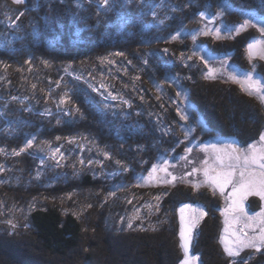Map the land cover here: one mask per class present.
Instances as JSON below:
<instances>
[{"label":"trees","instance_id":"1","mask_svg":"<svg viewBox=\"0 0 264 264\" xmlns=\"http://www.w3.org/2000/svg\"><path fill=\"white\" fill-rule=\"evenodd\" d=\"M109 4L111 11L102 0H0V264H183L178 207L216 209L219 197L196 186L201 179L194 171L187 170L185 184L162 188L159 182L161 161L182 158L187 147L177 91L166 78L180 80L213 131L238 130L250 140L263 129V107L234 85L207 79L199 68L189 71L185 58L193 45L172 37L208 9L227 6L236 17L264 18V0ZM163 6L174 13L168 28L157 31L145 7ZM252 38L204 46L241 67L250 61ZM100 85L130 108L108 107L95 91ZM29 140L31 147L21 151ZM57 148L67 157L64 167L41 166ZM134 208L146 216L129 230L121 220ZM220 229L212 209L196 229L199 264H228Z\"/></svg>","mask_w":264,"mask_h":264},{"label":"rangeland","instance_id":"2","mask_svg":"<svg viewBox=\"0 0 264 264\" xmlns=\"http://www.w3.org/2000/svg\"><path fill=\"white\" fill-rule=\"evenodd\" d=\"M142 2V1H141ZM145 10L148 11L146 14V18L150 17L152 23L151 27L157 29V31H162L161 29H166V24L168 21L171 20V16L174 13V10H170L166 7H158V8H147L145 7ZM153 13H155L153 15ZM236 17V13L230 7H222L221 9L219 8L216 12L207 10L203 15L200 17L194 19L195 23L194 25H190L188 27L183 28V31L178 32L179 36L178 38L173 39L174 42H179V43H184L186 41H189L192 43V52L189 53L191 55H187L185 58V66L188 65L189 71H195L196 69H201L203 72L204 77L208 76L209 69L212 70V75L209 76L210 80H215V81H220L224 83L225 85H234L242 90L241 84H234L232 83V56H212L210 52H207V48L204 46L205 42L211 41V40H220L219 38H222L224 40H236L237 38H244V36L248 37H260V32L253 27V22L257 18L255 14L250 13V14H245L241 15L240 17ZM235 17V18H234ZM248 20L249 24L247 25V29L244 30L243 28L240 27L244 23V20ZM163 21V23H161ZM239 23L236 25H230L232 23ZM11 26V24H7V27ZM214 29H219V35L216 34ZM192 36H195L196 39L193 40ZM247 38V37H246ZM253 39V38H252ZM195 53V54H194ZM248 53V50H247ZM203 58V59H202ZM204 60L208 61L207 67L204 64ZM257 60H252L250 59L248 65L245 66V69H253L254 72L258 71L259 74H262L264 76V63L259 62ZM200 64H202V68H200ZM199 65V66H198ZM184 66V65H183ZM260 68V69H259ZM207 78V79H208ZM182 79V78H181ZM185 79H187L185 77ZM165 82L169 84V86L173 89H176V91H181L184 93V96L182 97H177V100L175 101L176 103V108L177 105L180 106V108L185 111L188 114V119L191 117V120L195 117V119H200V116H198L194 106L190 103L189 101V94L181 87L180 85V80L178 78H166ZM173 89V90H174ZM95 91L102 97V99L105 101L108 107L112 109H122L121 106L126 105L124 103V100H122L119 95H116L112 92L110 87L100 85L98 88H95ZM243 91V90H242ZM111 93V96L108 94ZM245 94V93H244ZM246 95V94H245ZM112 96H115L116 99H112ZM247 97L253 99L263 107L264 111V102L259 98L258 95L256 94H249L247 93ZM107 97V99H105ZM121 107V108H119ZM130 106L127 104L126 109H129ZM2 111H0V124L1 121L3 122L2 117ZM193 116V117H192ZM187 120H181L182 124H180L181 128H184V126L189 125V121ZM190 120V121H191ZM1 127V126H0ZM261 127L264 128V122L261 124ZM8 129V128H4ZM263 130V129H262ZM5 131V130H4ZM0 132L1 129H0ZM184 132V131H183ZM228 132V131H226ZM185 136V133H183ZM229 134V133H228ZM214 135V134H213ZM231 136V134H229ZM180 136V135H179ZM177 135V138L180 139ZM186 138V137H184ZM186 145V142L184 143ZM182 144V145H183ZM210 144V143H209ZM208 144V145H209ZM211 145V144H210ZM178 147V146H177ZM180 150L183 148H179ZM200 150L201 148H197ZM174 151V150H173ZM210 152V153H208ZM208 152L203 153L205 158L207 159V164H205L202 159L204 158H197L196 156H199V152H195L194 157H189L188 158V152L185 150L183 152V157L182 158H172V159H166L161 161V164L158 167V175H159V182L162 185V188H171V186H177L180 184H185L187 179L190 177L187 174L188 171H192L196 167L199 169V171H203L204 168H209L212 164H215V155L216 152L213 150L211 147H208ZM63 156V159H60V157ZM175 157V155H174ZM196 157L198 161L201 162L194 164L193 159ZM67 160V157H65V154L63 151L59 150V152H49L47 153L46 159H40L41 166H44V164L47 162L48 165L55 164L57 165L56 168L58 167H64V161ZM59 161V162H57ZM209 165V166H208ZM167 166V171L168 173H171V176L166 175L165 172L161 171V168ZM4 172V171H3ZM116 176V175H115ZM172 176L177 177L175 181H172ZM117 177V176H116ZM152 178L149 174H147L143 179H141L142 183L145 182L146 180ZM111 179H114V176L111 175ZM1 182H4L2 179ZM189 185V183H187ZM210 192H217L221 194L219 188H216L215 190L213 189L212 186H208ZM224 194V193H223ZM150 206V209L151 210ZM183 209V211H181ZM146 213L145 210L142 209H136L134 208L129 214H126L122 217L121 223L123 227H127V229H132L138 224L139 220L145 219ZM175 217L177 218L178 226H179V240L181 243V247L183 244V241L181 240V229L183 228L185 231V235L190 239V244H189V249H188V256L189 257H197L193 253V243L195 240V232L196 229L198 228L199 224L202 223V221L206 218V215L204 211L194 205H182L179 206L177 209V212L175 214ZM183 219V223H182ZM129 223H131V227H129ZM226 222L224 219V226H226ZM190 228V232H189ZM225 246V245H223ZM183 254H184V260L186 259L185 255V250L182 247ZM193 264H199V259H196L193 261Z\"/></svg>","mask_w":264,"mask_h":264},{"label":"snow or ice","instance_id":"3","mask_svg":"<svg viewBox=\"0 0 264 264\" xmlns=\"http://www.w3.org/2000/svg\"><path fill=\"white\" fill-rule=\"evenodd\" d=\"M24 0H14V3L21 4ZM102 4L104 5V11H111L113 5L109 4V0H102ZM155 13H153L154 15ZM20 15H23L21 12ZM203 15V13H201ZM163 23V21H161ZM249 24V21L246 19L244 20V23L240 25L241 28H245ZM213 31L216 32L217 35H219V29H214ZM259 31L262 35H264V26H261ZM179 33L175 37H172V39L178 38ZM192 39L195 40L196 37L192 36ZM257 44L261 43V41H257ZM254 45L249 44L248 45V53H249V59L252 58V49ZM164 51H167L165 49ZM195 54V53H194ZM261 57L264 58V48L261 49ZM115 55H122V53H115ZM203 59V58H202ZM204 64L207 67L208 61L204 60ZM212 75V70L209 69L208 76H205V78H208ZM233 80H236V77H232ZM236 82H241L239 80H236ZM159 88V85H157ZM242 87H245L248 90V93L256 94L259 96V98L264 102V83H262L259 80H254L251 74H248L244 77V81L242 83ZM111 96V93L108 94ZM176 96L182 97L184 96V93L181 91H177ZM107 99V97H105ZM112 99H116L115 96H112ZM61 103L67 102L64 99H61ZM175 102V101H174ZM124 103H128V101H124ZM130 106V105H129ZM78 111V109H77ZM177 115L180 117L181 120H187L188 114L183 111L179 105H177L176 109ZM182 131L185 132V135L189 132H194L195 129L192 126H189L187 128H182ZM71 142V140H69ZM260 142L264 144V133L260 135ZM32 141L29 140L25 144V148H22L21 151H24L26 148L31 147ZM206 149L208 147H211L215 152V165L211 168H206L204 170V176L206 178V181L209 183L210 186L213 187L215 190L216 188H219L221 194L225 192L226 189H230V196L229 199H233L234 203L239 201L240 203L238 206L240 207V210L242 211V201L243 199L250 194L259 195L261 200H264V147H261L259 150H257V146L255 144L251 145L250 149L245 152H241L240 149L234 148L231 145H227L226 148L229 149L225 151L224 149L218 148L216 144L211 145H205ZM193 150L192 146L186 147V151L188 153H191ZM3 149H0V152H3ZM55 152H59V148L54 150ZM16 155H19V152L15 153ZM107 155V154H105ZM110 158V157H109ZM60 159H63V156L60 157ZM59 162V161H57ZM83 163V161H81ZM117 164L120 163V161L116 162ZM208 162L205 161V164ZM157 167L154 166L152 168V172H156ZM161 171L165 172L166 175L171 176V173H168L167 166L161 168ZM193 171H198L197 169H194ZM189 175H192V173H188ZM39 175V173H37ZM151 176V173L149 174ZM177 177L172 176V181H175ZM160 197L157 196L156 199L158 200ZM91 207V205H89ZM183 211V209L181 210ZM261 221H260V229H259V235L255 236L250 239H240L237 237V242L234 247H230L229 245H225V251L228 253L230 257H237L240 254V251L243 248H250L255 252H260L261 250H264V212L260 213ZM11 224V221L8 222ZM183 223V219H182ZM227 223V221H226ZM13 228L16 227V225H11ZM131 227V223L128 225ZM227 231V229H226ZM190 232V228H189ZM247 234H245L246 237ZM181 240L183 241L182 247L185 250L186 259L183 261V264H193V261L198 259V257H189L188 256V249L190 244V239L185 235V231L182 228L181 229ZM233 264H240V262H237L235 259L233 260Z\"/></svg>","mask_w":264,"mask_h":264},{"label":"flooded vegetation","instance_id":"4","mask_svg":"<svg viewBox=\"0 0 264 264\" xmlns=\"http://www.w3.org/2000/svg\"><path fill=\"white\" fill-rule=\"evenodd\" d=\"M244 73L260 75L264 82V76L262 74H259L258 71L254 72L253 69L251 70L245 69V66L239 67L235 64L232 65V77H236V80L240 81ZM236 80L231 79L232 83L240 84L236 82ZM242 90L247 95L248 90L244 87H242ZM189 126H192L195 129L194 132H189L187 136L185 135L186 137L185 142L187 144V147L188 146L193 147L192 152L188 153L189 157H194L195 152L200 153L199 156H196L197 158H203L204 152L206 156V153L208 152V148L206 149L204 146L206 144L208 145L209 143L216 144L218 148L224 149L225 151L229 150L226 148V146L231 145L234 148L240 149L242 153L248 151L251 145L253 144L257 146V150H259L261 147H264V144L260 142V135L264 133V128L260 132V134H257L256 137L247 140L241 137V132L238 130L237 131L234 130V132L231 133V136L219 130L213 131L209 127V124L204 116H200V119L198 120L195 119L194 117L191 121H189V125L184 126V128H187ZM197 148H201V149L198 150ZM205 156L202 159L204 163L205 161H207ZM196 157L193 159V163L194 164L199 163L200 165L201 162L198 161ZM214 165L215 164L208 166L209 168H211ZM194 169L197 168L195 167ZM205 169L206 168H204V170ZM197 170L198 171H194V175L195 177H199L201 180L198 181L200 182V184H196V186L197 185H200L201 187L205 186V188L209 189L208 186L210 185L206 181V178L204 176V170L203 171H199V169ZM215 194L219 197L217 198V200H219V202H217V204H219V207H216L215 209L213 205L206 204L205 206L201 207V209L204 211L206 217L211 214V210L213 209V211L216 212L221 218V229L218 235V240L220 242L223 253L222 259L227 260L228 264H233L234 259L237 262H240V264H264V250H261L260 252H255L250 248H243L240 251L239 256L233 258L228 255V253L225 251V246H223L227 244L230 247H234L237 242V237H239L240 239H246V238L250 239L259 235V229L261 226L260 213L264 212V200H261L259 195H255V194L247 195L242 201V211H241L240 207L238 206L240 202L237 201L236 203H234L233 199L228 198L230 196V189H226L224 194H219L217 192H215ZM224 219L225 222L227 221L226 226H224ZM245 234H247L246 237Z\"/></svg>","mask_w":264,"mask_h":264},{"label":"water","instance_id":"5","mask_svg":"<svg viewBox=\"0 0 264 264\" xmlns=\"http://www.w3.org/2000/svg\"><path fill=\"white\" fill-rule=\"evenodd\" d=\"M261 26H264V18L263 17H257L254 22H253V27L256 28L258 31L260 29ZM244 30L247 29V26L245 28H243ZM260 32V31H259ZM261 34V32H260ZM257 41H261V43L257 44L256 42ZM249 44H253L254 47L252 49V60H257L259 62H263L264 63V58L261 57V49L264 48V35H260V37H256V38H253L250 40V42L247 44V50H248V45ZM248 56H249V53H248ZM249 73H244L240 79L241 82H239L241 85L244 81V77L246 75H248ZM253 79L254 80H259L261 81L262 83L263 82V79L260 75H257V74H251ZM245 88V87H244ZM154 178H156V174H154Z\"/></svg>","mask_w":264,"mask_h":264},{"label":"bare ground","instance_id":"6","mask_svg":"<svg viewBox=\"0 0 264 264\" xmlns=\"http://www.w3.org/2000/svg\"><path fill=\"white\" fill-rule=\"evenodd\" d=\"M125 177V176H124Z\"/></svg>","mask_w":264,"mask_h":264}]
</instances>
